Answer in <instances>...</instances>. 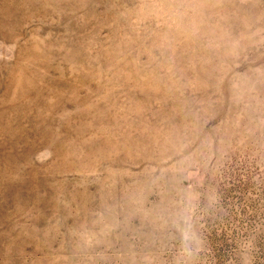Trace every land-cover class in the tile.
I'll return each mask as SVG.
<instances>
[{
  "label": "rangeland",
  "instance_id": "1",
  "mask_svg": "<svg viewBox=\"0 0 264 264\" xmlns=\"http://www.w3.org/2000/svg\"><path fill=\"white\" fill-rule=\"evenodd\" d=\"M0 264H264V0H0Z\"/></svg>",
  "mask_w": 264,
  "mask_h": 264
}]
</instances>
